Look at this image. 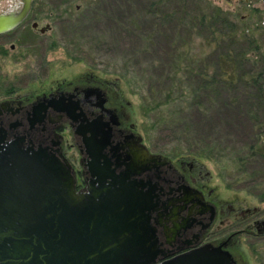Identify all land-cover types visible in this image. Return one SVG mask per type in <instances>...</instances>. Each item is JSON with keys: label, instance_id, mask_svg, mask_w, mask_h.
<instances>
[{"label": "rangeland", "instance_id": "1", "mask_svg": "<svg viewBox=\"0 0 264 264\" xmlns=\"http://www.w3.org/2000/svg\"><path fill=\"white\" fill-rule=\"evenodd\" d=\"M217 12L222 33L201 20ZM263 18L264 0H32L0 34V99L87 71L114 80L149 148L197 159L221 196L264 217ZM237 253L264 264V232L242 235Z\"/></svg>", "mask_w": 264, "mask_h": 264}, {"label": "water", "instance_id": "2", "mask_svg": "<svg viewBox=\"0 0 264 264\" xmlns=\"http://www.w3.org/2000/svg\"><path fill=\"white\" fill-rule=\"evenodd\" d=\"M31 4L18 0L1 11L0 32L20 22ZM37 28L42 32L49 24ZM94 123L85 139L95 175L89 192L74 189L66 159L0 130V264H233L228 250L210 243L156 262L161 248L150 212L158 209L160 220L162 211L132 174L161 154H150L143 144L123 158L114 153L117 165L126 164L116 172L100 151L108 138H97L101 125Z\"/></svg>", "mask_w": 264, "mask_h": 264}, {"label": "flooded vegetation", "instance_id": "3", "mask_svg": "<svg viewBox=\"0 0 264 264\" xmlns=\"http://www.w3.org/2000/svg\"><path fill=\"white\" fill-rule=\"evenodd\" d=\"M31 8L32 4L20 22L0 34L26 22ZM32 21L35 20L31 18L30 25ZM36 28L37 24L32 29ZM9 47L13 48V44ZM262 74L264 63L257 79L261 80ZM0 101H5L0 111V130L5 131L7 138L22 136L26 144L44 147L66 159L76 191L89 192L90 183L95 179L90 166V148L85 142L91 136L94 122L101 125L96 127L97 138L101 137L100 133L108 138L100 151L116 172L124 170L126 164L117 165L114 153L122 154L123 158L127 152L140 150L143 144L150 154H159L148 147L143 137L139 138L141 134L136 125L129 121L125 104L129 101L117 82L93 71L56 80L44 90L5 96ZM160 154V157L149 156L140 166L144 169L132 174L146 183L143 189L154 195L162 211L160 220L158 209L150 212L161 248L156 262L210 243L228 250L233 264H247L237 253L241 237L263 233L264 217L249 219L256 211L254 208L221 196L210 186L208 177L203 176V166L197 159ZM104 158H100L101 164Z\"/></svg>", "mask_w": 264, "mask_h": 264}, {"label": "trees", "instance_id": "4", "mask_svg": "<svg viewBox=\"0 0 264 264\" xmlns=\"http://www.w3.org/2000/svg\"><path fill=\"white\" fill-rule=\"evenodd\" d=\"M206 19H210L209 20V23L212 24V22H213V25L215 24L216 25V28H218V30L221 31V33L223 31H222L221 26H217L218 22L221 23V24L222 23H225L226 25L229 24V22H230V20L228 19V16L227 15H221V14H219V12H217V14H207V15H202L201 16V20H206ZM215 29L213 28V31L212 32L216 31ZM178 62L179 61H176L175 62L176 65H175L174 69H178V65L180 63V62L179 63ZM178 82H181V81H178ZM171 84H173V82ZM180 87H181V92H182V90L184 89V87L182 85Z\"/></svg>", "mask_w": 264, "mask_h": 264}]
</instances>
